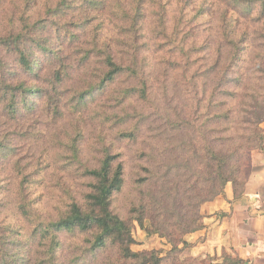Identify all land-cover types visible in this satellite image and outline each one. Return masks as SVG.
Masks as SVG:
<instances>
[{
	"label": "trees",
	"instance_id": "trees-1",
	"mask_svg": "<svg viewBox=\"0 0 264 264\" xmlns=\"http://www.w3.org/2000/svg\"><path fill=\"white\" fill-rule=\"evenodd\" d=\"M263 124L264 0H0V264H243L182 253Z\"/></svg>",
	"mask_w": 264,
	"mask_h": 264
},
{
	"label": "crops",
	"instance_id": "crops-1",
	"mask_svg": "<svg viewBox=\"0 0 264 264\" xmlns=\"http://www.w3.org/2000/svg\"><path fill=\"white\" fill-rule=\"evenodd\" d=\"M251 165L239 198L229 183L224 195L202 206L204 227L187 235L190 255L220 257L227 251L243 264H264V149L252 152Z\"/></svg>",
	"mask_w": 264,
	"mask_h": 264
},
{
	"label": "rangeland",
	"instance_id": "rangeland-1",
	"mask_svg": "<svg viewBox=\"0 0 264 264\" xmlns=\"http://www.w3.org/2000/svg\"><path fill=\"white\" fill-rule=\"evenodd\" d=\"M134 236L137 239V243L133 245V249L139 250H150V249H161L163 250V256L167 255V252L171 249V245L166 243V240L159 235H148L138 225L134 229ZM191 247L185 249L182 253L183 257L192 256L189 254Z\"/></svg>",
	"mask_w": 264,
	"mask_h": 264
}]
</instances>
